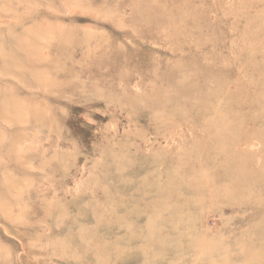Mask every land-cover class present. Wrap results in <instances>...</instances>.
I'll return each instance as SVG.
<instances>
[{"label":"rangeland","instance_id":"obj_1","mask_svg":"<svg viewBox=\"0 0 264 264\" xmlns=\"http://www.w3.org/2000/svg\"><path fill=\"white\" fill-rule=\"evenodd\" d=\"M0 264H264V0H0Z\"/></svg>","mask_w":264,"mask_h":264}]
</instances>
